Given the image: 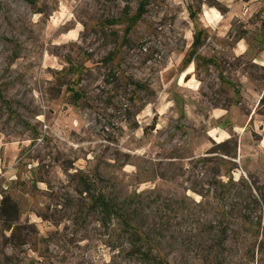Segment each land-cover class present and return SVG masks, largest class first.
<instances>
[{
    "label": "rangeland",
    "instance_id": "obj_1",
    "mask_svg": "<svg viewBox=\"0 0 264 264\" xmlns=\"http://www.w3.org/2000/svg\"><path fill=\"white\" fill-rule=\"evenodd\" d=\"M263 79L264 0H0V264H264Z\"/></svg>",
    "mask_w": 264,
    "mask_h": 264
},
{
    "label": "trees",
    "instance_id": "obj_2",
    "mask_svg": "<svg viewBox=\"0 0 264 264\" xmlns=\"http://www.w3.org/2000/svg\"><path fill=\"white\" fill-rule=\"evenodd\" d=\"M188 9L190 10V12H189V17H190V19L192 20V21H194V22H196V13H194L193 11H191V7L188 5ZM139 12H138V15H140L142 12H143V4H141V7L139 8V10H138ZM199 42H200V32H199V30L198 31H196V33H195V37H194V40H193V42H192V49H191V52L193 51V52H195V48L198 46V44H199ZM189 62V61H188ZM73 95H77L75 92L73 93ZM93 201L99 206V207H101L104 211H105V213L106 214H109V213H111V211H116V210H114V208H113V206L111 205V204H109L107 201H105L103 198H102V196H97V197H93ZM15 212H16V209H15ZM113 213H117V211L116 212H113ZM118 215H120L121 216V214H119V213H117ZM122 217V216H121ZM123 218V217H122ZM124 223H125V225H129V223H128V221H126V220H124ZM136 233V232H135ZM139 233V235H140V232H138ZM139 236L137 233L135 234V239H140L139 237H141V236H139V237H137V236ZM142 257L143 258H146L147 260H148V257H147V254H143L142 255ZM149 260H150V257H149Z\"/></svg>",
    "mask_w": 264,
    "mask_h": 264
},
{
    "label": "crops",
    "instance_id": "obj_3",
    "mask_svg": "<svg viewBox=\"0 0 264 264\" xmlns=\"http://www.w3.org/2000/svg\"><path fill=\"white\" fill-rule=\"evenodd\" d=\"M224 18V21L226 22V24L228 25V22L231 20V19H233L234 18V16H233V13H232V11H227V14H225V17H223ZM226 25V26H227ZM223 27V26H222ZM240 45H241V47H240ZM243 44H242V42H240V43H238L237 44V47H238V49H242V46ZM245 50V49H244ZM243 50V51H244ZM240 51V50H239ZM263 84H264V79H263ZM263 90V87L261 88V91ZM255 92V91H254ZM264 92V91H263ZM259 101V100H258ZM255 114V113H254ZM251 111L248 113V115H247V117H246V119H250V121H252V120H254V115ZM222 114H220V116H221ZM256 116V115H255ZM254 122V121H253ZM260 123H261V127L259 126L258 127V129H260V130H262V132H261V136H262V139H261V141H260V145H261V147L264 149V116H263V118L262 119H260ZM222 132H224V134L226 133V131H222Z\"/></svg>",
    "mask_w": 264,
    "mask_h": 264
}]
</instances>
